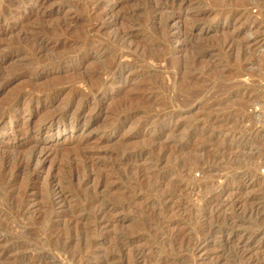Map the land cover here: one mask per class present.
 Returning <instances> with one entry per match:
<instances>
[{
    "label": "rangeland",
    "instance_id": "1",
    "mask_svg": "<svg viewBox=\"0 0 264 264\" xmlns=\"http://www.w3.org/2000/svg\"><path fill=\"white\" fill-rule=\"evenodd\" d=\"M52 1L45 13H40L38 18L30 19L29 15L33 10L32 1L27 0L25 6L22 5V9L19 10L15 5L19 4V0H0V28L12 29V32H0V109H2L1 106H4L7 110L6 117L4 116L0 121V144L3 147L18 145V142L20 144L26 142L25 139H34L38 145V151H41V159L39 158L38 162L42 166V170L37 173V180L32 181L28 173L24 174L26 176L22 175L23 177L18 179L20 183L17 181L18 183L16 182L13 189L12 187L6 188L3 194L4 199L0 194V201L7 202L6 195L16 193V191L21 192L24 188L21 186L23 183L27 182L32 187L24 196V203L29 204L27 205V218H13L7 208H5L6 211L0 209L4 211L0 215V264H76L69 262L68 257L83 247H85L88 257L85 256L82 264H264V102L262 99L264 91V0H201L202 2L198 0L201 2L199 7L192 4L189 10L185 11L178 9L177 1L172 0ZM196 1L194 0L193 3ZM193 7L195 8L193 9ZM198 8L214 11L199 15ZM238 11L242 15H239L237 19L233 16ZM106 15L108 16L106 17ZM170 16L175 18L173 20L168 18V20L167 17ZM176 16H180V18L176 19ZM101 17L104 19L103 26L89 28L99 22ZM28 20L30 21L27 22ZM183 20L188 23L185 24ZM232 20L234 25L227 26ZM57 25L61 27L60 32H51V29ZM27 29L28 31H26ZM90 29L95 31L88 32L87 30ZM116 35L126 36V38L119 41ZM36 37L45 38L44 46L47 47L48 53L46 51L42 56L39 54L38 58L31 56V59H34L31 61L30 58H24L22 55L25 56L24 54L32 49L30 48L33 47L31 40ZM232 38L235 39L234 46L226 47L224 42ZM258 41H262L261 44H257ZM95 46H101L104 52L101 55H92L86 61L85 68L81 67L82 56L88 49ZM235 48L237 49L235 50ZM65 52L67 54L72 52L71 56L73 57L63 60L62 66L60 65L57 69L43 66L49 63L52 58ZM156 54L157 56H154ZM115 55L120 59L118 60ZM151 56L159 58L153 60ZM187 60L191 65L193 64L192 66L196 70L190 76V70L194 71V67L184 69L188 72V77L185 76L187 73L182 70V62L187 63ZM40 61L41 66L38 67ZM97 62L107 66L109 64V67L117 63L122 66L134 63L136 67L123 74L115 70L111 77L103 75L104 79L102 78V80H107V82L110 80V82L106 84L105 88H98L99 91L96 90L94 93V91L91 92L90 85H84L78 80L80 76H86V72L97 66ZM34 67L35 69H33ZM66 67L71 70L65 71ZM167 68H170V71ZM76 74L79 79L75 77ZM55 76L57 81H54ZM58 76H61V80L64 81L58 80ZM73 76L77 79L74 80ZM182 76L191 77L192 80H190L194 81L191 83L193 85L191 88L196 90L199 86L197 90L201 91L200 96L198 95L199 98L195 99L196 103L192 100V105L188 97L191 84H188V79L185 77L184 79ZM150 77L153 82L149 81ZM183 79L185 83L182 82ZM72 80L73 83H71ZM34 81H37L35 85L30 84ZM94 81L92 80V82ZM160 81L164 82L163 85L165 83L167 85L166 92H160V95L166 97L167 106L170 107L156 106L152 112H163L168 114L166 117L164 115L160 119L154 120L153 123H143L142 121H145L147 115L134 114L133 118L131 117L128 122L122 124L121 119L128 115L127 109L122 107L121 112L123 113L119 111L117 117L113 116L116 117V120L110 115L114 106H117L120 101L125 102L127 96L133 93L131 85L145 83L147 88L154 89L158 88L157 82ZM92 82L90 81V84ZM50 84L58 85L57 88L64 92L58 100L53 102V107H57L58 112L71 110L74 107L73 104L64 106L74 90L88 95L90 100L78 105L79 108L73 116L67 117L66 120L57 119V122L55 120L52 125L40 121L42 120L40 118L48 113L41 111L42 104L36 103L38 101L36 99L31 107L32 111H25L23 106L17 105V103L12 105L13 107H6L7 102L2 101L8 97L7 94L12 98L15 95L32 93V91L36 98H40L44 88ZM152 84L153 86H151ZM160 84L162 85V83ZM177 86L180 87L177 88ZM195 86L197 88H194ZM159 91L158 88L157 92ZM183 95L189 100L185 101ZM9 97L6 100L11 99ZM184 101L189 102V106L187 104L184 106ZM216 101L219 102L217 107L212 111H204L205 103ZM142 106L140 105L133 113ZM9 109L11 110L9 111ZM56 109L55 111H57ZM37 115L40 117L38 118ZM189 116L198 119L195 124V126L199 125L195 127L197 129L191 122L194 118L191 117V120ZM187 117L190 118V121ZM11 119L14 120L10 121ZM185 119L186 122L191 123L187 122L186 124ZM166 125H169L176 134L172 130L163 132ZM26 128L32 129V132L21 133ZM192 129L194 130L192 131ZM139 130L144 136L132 139L133 134ZM152 137L155 141L149 140ZM210 138H214V142L209 141ZM11 141H16L14 142L16 144ZM80 143L82 145L88 143L83 146L96 161L103 158L114 159L117 156L115 159L116 162L119 161L120 165L135 163L136 168L132 166L133 169H131L133 174L142 172L139 171L140 168L146 170L150 168L149 171H146L149 173L157 171L158 176L163 177L160 192L170 188L171 182L177 181L180 185H185L182 188L183 191L177 192V197L175 196L174 200L175 204H180V210L176 209L175 212L172 210L171 214L166 212L171 215L168 216L170 219L156 221L157 223H153L150 228L138 227L140 220H143L144 214L151 208V203L155 199V194L146 195L148 189L141 186L142 188L133 189L132 196L136 197L132 200L134 199L135 204H132L133 207L130 208L131 205L129 210L120 209L121 211L118 210L113 214L111 210H108L106 217L102 215L99 222H87V224L80 222V224L71 226L68 223L71 216L82 218L93 213V209L83 212L73 211L71 205L80 195L78 189L73 187L74 185L72 186L73 192L70 191L71 186L64 189L66 202L61 203L62 195L59 194L63 184L59 182V179H62V175H64V173L62 174L65 166L63 163L64 154ZM175 143L179 145L175 146ZM168 144H172L173 146H170L173 148L167 147ZM120 145L123 146V150L127 148L128 151L130 149L129 153H136L137 157L125 156L124 158L120 156L119 153L122 150ZM180 145H185L181 152L184 153L185 150L188 152L182 155L179 151L182 157L192 155L195 152V150L192 151L195 146H197L195 149L199 147L198 150H200L197 155L193 154L197 158L193 157L196 166L192 165L190 172L184 174L187 178L183 175L178 177L172 169V165L179 155L176 154V157H173L172 151L176 149L174 152L179 153L177 148ZM149 148L154 149L151 154L140 156L137 153L141 149ZM57 150L62 153V156L58 152L56 153ZM167 150L169 158L173 153L171 158L173 160L167 158L168 156L167 159L159 158ZM152 155L154 156L152 157ZM61 157L64 159L63 161H61ZM90 171L92 175L96 174L94 171ZM91 172L88 176H92ZM123 172L122 169L120 172L117 169L114 174L117 176H112L115 184L119 185L116 192L112 191L116 195H119V192L123 191L127 185L125 182L127 174ZM52 174H55L56 180L49 178ZM118 175H122V177ZM61 179L60 181L63 182ZM256 182L262 186V196L259 190L261 187L252 186ZM24 184L23 186H25ZM96 184L95 181L90 184L91 194L88 199L94 200L97 197L102 198V201L111 202L112 200V202L122 205L123 201L119 202L116 195H113L106 187H99L100 185L96 187ZM110 184L109 181L108 185ZM41 189L44 191L42 192ZM128 189L127 185L124 190ZM2 201L0 203L4 202ZM50 202L55 203L52 213H50L52 221L49 220V225H54L55 232L65 233L68 231L69 225L73 227L71 232L76 239L74 238L68 247H63L61 243L48 241V236L42 233L45 224L38 223L41 215L39 210L43 204L47 205ZM4 203L0 204L1 208L5 207ZM163 204L158 208L160 214L165 213L164 210H167L166 207L170 203ZM94 211L97 212V208L96 210L94 208ZM39 230L42 231L39 233ZM34 231H38L37 235H31L30 232ZM79 231H82V237L78 235ZM44 242H46L45 246ZM90 252L93 254H89ZM79 264L81 263L79 262Z\"/></svg>",
    "mask_w": 264,
    "mask_h": 264
},
{
    "label": "bare ground",
    "instance_id": "2",
    "mask_svg": "<svg viewBox=\"0 0 264 264\" xmlns=\"http://www.w3.org/2000/svg\"><path fill=\"white\" fill-rule=\"evenodd\" d=\"M26 1L27 0H19V4H15L16 6H18V8H19V10L20 9H22L21 7H22V5H24V4H26ZM28 1H32V7H33V10H32V12L30 13V15H29V17H30V19L31 18H38V16H39V14L40 13H45V11L50 7V4H52L51 2H53L52 0H28ZM171 1V0H170ZM172 1H177L176 2V6H177V8L178 9H180L181 11H185V10H189V8L191 7V5L192 4H196V6L195 7H199L200 6V4H201V0H199V1H201V2H199L198 0L195 2V3H193L194 2V0H172ZM226 1V0H225ZM258 1H261V0H258ZM18 2V1H17ZM211 2V1H210ZM29 5V4H28ZM150 5V4H149ZM148 5V6H149ZM25 6V5H24ZM101 6V5H100ZM99 6V7H100ZM146 6H147V4H146ZM194 6V5H193ZM151 7V6H150ZM149 7V8H150ZM154 7V10L156 11L157 9H156V6L154 5L153 6ZM152 7V8H153ZM158 7V6H157ZM195 7H193V9L195 8ZM25 8V7H24ZM100 9V8H99ZM214 10H210V9H203V8H198V10H197V12L199 13V15H205V14H208V13H212ZM240 11H242V10H240ZM172 15L173 14H175V13H171ZM239 15H242L241 13H239V11H238V13H235L234 14V16L233 17H235V18H237ZM247 15V14H246ZM27 16V15H26ZM108 15H106V17H107ZM246 17V16H245ZM112 18H113V16H112ZM174 19L175 17H172V16H170V17H167V19ZM180 18V16H176V19H179ZM239 18V17H238ZM237 18V19H238ZM1 19V18H0ZM114 19V18H113ZM115 19H116V17H115ZM166 19V20H167ZM168 19V20H169ZM183 19V18H182ZM25 20H27V19H25ZM99 20V19H98ZM30 20H28L27 22H29ZM103 21H104V19H103V17H101V20L99 21V22H97V23H94V25L93 26H91V27H89V28H94V27H99V26H103L104 24H103ZM162 21V20H161ZM184 21V20H183ZM94 22H96V21H94ZM170 22V21H169ZM184 23L185 24H187L188 22H185L184 21ZM23 24V23H22ZM25 24V23H24ZM93 24V23H92ZM233 26L234 24H233V20L232 21H230L228 24H227V26ZM198 26V25H197ZM20 27V26H19ZM18 27V28H19ZM15 28V27H14ZM17 28V27H16ZM88 28V27H87ZM86 28V29H87ZM96 29H98V28H96ZM12 29H8L7 27H2V28H0V32H7V31H11ZM60 30H61V27H59V25H57V26H54L52 29H51V32H60ZM95 31L94 29H90V30H87L88 32H91V31ZM14 31V30H13ZM26 31H28V29L26 30ZM30 31V30H29ZM86 31V32H87ZM92 31V32H93ZM12 32V31H11ZM23 32V31H22ZM47 32H50V31H47ZM128 36V35H127ZM35 38V37H34ZM116 38H119V41L120 40H123V39H125L126 38V36H121V37H119V35L117 36L116 35ZM28 39V38H27ZM30 39V38H29ZM28 39V40H29ZM31 39H33V38H31ZM45 38H43V37H36V39H34V40H31V44H33V47L31 46L30 48H32V49H29V51L28 52H26V54H24L25 56H23L22 54V57H26V58H30L31 59V56H36V58H38V56H39V54H41V56L43 55V53L45 52L46 53V49H47V47L46 46H44V42H45V40H44ZM34 41V42H33ZM117 42V41H116ZM234 42H235V39L234 38H232V39H230V40H228V41H225L224 43L226 44V47H230L231 45V47H233L234 46ZM261 42L262 41H258V43L257 44H261ZM91 44V43H90ZM89 44V45H90ZM224 45V44H223ZM223 47V46H222ZM225 47V48H226ZM61 48V47H60ZM201 48H202V46H201ZM204 48V47H203ZM224 48V47H223ZM238 48V47H237ZM237 48H235V50L237 49ZM77 49V48H76ZM227 50V49H226ZM56 52L58 51V50H55ZM70 51V50H69ZM72 51V50H71ZM76 51V50H75ZM68 52V51H67ZM74 52V51H73ZM76 52H78V51H76ZM104 52V50H103V48L101 47V46H95V47H91L90 49H88L86 52H85V54L82 56V60H81V62H80V64H81V67L83 66H85V63H86V61L87 60H89L91 57H92V55H101L102 53ZM24 53V52H23ZM47 53H48V51H47ZM66 53V52H65ZM65 53H61L62 55H58V56H56V57H54V58H52V60L51 61H49V63H47V64H45V65H43V66H48V67H52V68H56L57 69V67H59L60 65H61V62L63 61V60H67L68 58L69 59H72L71 57H73V56H71V53L72 52H69V54H65ZM108 53V52H107ZM111 53V52H110ZM55 54H57V53H55ZM77 54V53H76ZM20 55V56H21ZM45 55V54H44ZM72 55H74V54H72ZM107 55V54H106ZM116 56V55H115ZM121 56V55H120ZM123 56V55H122ZM154 56H157V54L156 55H154ZM154 56H151V58L153 59V60H156V59H158L159 57H154ZM160 56V55H159ZM200 56V55H199ZM18 57V56H17ZM76 57V56H75ZM79 57V56H78ZM104 57V56H103ZM150 57V56H149ZM149 57H147V58H149ZM204 57V56H203ZM33 58V57H32ZM35 58V57H34ZM102 58V57H101ZM116 58H117V56H116ZM156 58V59H155ZM171 58V57H170ZM198 58V57H197ZM196 58V59H197ZM118 59V58H117ZM120 59V58H119ZM118 59V60H119ZM172 59V58H171ZM199 59V58H198ZM198 59H197V61H198ZM201 59V58H200ZM203 59V58H202ZM32 60H34V59H31V61ZM38 60V59H37ZM115 60V59H114ZM185 62H186V60H184ZM182 62L183 64H182V70H183V72L185 73L186 72V70H187V67H190L191 68V66L193 65H191L190 64V62H189V64H188V62L187 63H185V62ZM194 61V60H193ZM38 62V61H37ZM36 62V63H37ZM78 62V61H77ZM112 62V61H111ZM169 62H170V60H169ZM172 62V61H171ZM40 63H41V61L39 62V66L38 67H40L41 65H40ZM100 63V62H99ZM108 63H109V61H108ZM114 63V62H113ZM195 63H197L196 62V60H195ZM38 64V63H37ZM44 64V63H43ZM97 64V66H95V67H93L91 70H89L88 72H86L85 74H87L86 76L84 75L83 77L82 76H80L79 78L77 77L78 76V74H79V72H80V69H79V71H77V73L78 74H76L75 75V77H77L79 80L78 81H81V82H83L84 83V85H90V87H91V92H93L94 91V93H96L95 91L96 90H98V88H101V87H106V84H108L109 82H110V80H109V82H107V80H105V81H103L102 80V78L104 79V76L103 75H108V76H110L111 77V75L112 74H114L113 72H115V70H117L118 72H120L121 74H123V73H125L126 71H131L132 70V68H134V67H136V66H134L135 64L133 63V65L131 64V65H121L120 63V65L117 63L116 65L115 64H113V66H110L109 67V64H108V66L105 64L104 65V63H100V64H98V62L96 63ZM111 64V63H110ZM181 65V64H180ZM180 65L178 66V68L180 67ZM42 66V67H43ZM62 66V65H61ZM171 66V65H170ZM196 67H197V65H195ZM37 67V68H38ZM168 67V66H167ZM192 67H194V66H192ZM78 68V67H77ZM85 68V67H84ZM33 69H35V67L33 68ZM46 69V68H45ZM168 69V68H167ZM170 69V68H169ZM168 69V70H169ZM172 69V68H171ZM184 69H186L185 71H184ZM12 70H15V69H12ZM37 70V69H36ZM62 71H63V69H61ZM69 70H71L69 67H66L65 68V71H69ZM60 71V70H59ZM170 71V70H169ZM168 71V72H169ZM177 70H175V72H176ZM192 71H193V69H192ZM191 70H190V72H191V74H190V76L191 75H193L194 74V72L196 71L195 70V67H194V71L192 72ZM16 73H18L17 71H15ZM14 72V73H15ZM64 72V71H63ZM76 72V71H75ZM172 72V71H171ZM10 73V72H9ZM14 73H12V74H14ZM170 73V72H169ZM172 73H174V72H172ZM177 73V72H176ZM187 73V75H185V76H187L188 77V72H186ZM24 74V73H23ZM27 74V73H26ZM181 74V73H180ZM10 75V74H9ZM19 75V74H18ZM60 75V74H59ZM81 75V74H80ZM83 75V74H82ZM174 75H175V73H174ZM173 75V76H174ZM184 75V74H183ZM14 76V75H13ZM31 76H32V74H31ZM61 76H63L64 77V75H62L61 74ZM61 76H58V80L60 79L61 80ZM69 76V75H68ZM184 76V77H185ZM66 77H67V75H66ZM65 77V78H66ZM72 77V76H71ZM74 77V76H73ZM73 78L74 80L75 79H77V78ZM89 77V78H88ZM183 77V76H182ZM183 77V78H184ZM32 78H34V77H32ZM38 78V77H37ZM57 77L55 76V79H54V81L56 80L57 81V79H56ZM68 78V77H67ZM116 78V77H115ZM114 78V79H115ZM175 78V77H174ZM186 78V77H185ZM184 78V79H185ZM193 78V77H192ZM12 79V78H11ZM31 79V78H30ZM64 79V78H63ZM110 79V78H109ZM145 79V78H144ZM147 79V78H146ZM184 79L182 80V82H184L185 83V81H184ZM186 79H188L187 81H188V84H191L192 82H194V81H191L192 79H191V77H189V78H186ZM191 79V80H190ZM193 79H195V78H193ZM66 80V79H65ZM69 80H71V79H69ZM92 80L94 81V82H92ZM119 80V79H118ZM151 80V77H150V79H149V81ZM153 80V79H152ZM151 80V81H152ZM196 80V79H195ZM32 81V80H31ZM53 81V82H54ZM61 81H64V80H61ZM90 81L92 82V84H90ZM145 81V80H144ZM155 81V80H154ZM163 81V80H162ZM180 81V80H179ZM37 81H34L33 83L31 82L30 84H34L35 85V83H36ZM52 82V83H53ZM67 82H70V81H67ZM81 82H80V84H81ZM146 82V81H145ZM153 82V81H152ZM198 81H196V83H197ZM55 83H57V82H55ZM60 83H62V82H60ZM71 83H73V80H72V82ZM144 83V82H143ZM142 83V84H143ZM148 83V82H147ZM160 83H162V85L160 84ZM163 83L164 82H157V86H158V88H159V92H157V90H158V88H156V91H154L155 90V88L154 89H151V87H149V88H147V84H143V85H131V86H133V93H131V94H129L128 96H127V99L125 100V102H122V101H120L118 104H117V106H114L113 108H112V114H110L112 117L113 116H116L117 115V113L120 111H122V107L124 108V109H127V113H128V115L124 118V119H121V123L122 124H124V123H126V122H128V120L129 119H131V117L133 118V115L134 114H139L140 116L142 115V114H145V115H147L146 117H145V121H142L143 123H153L154 122V120H158V119H160L162 116H164V117H166L167 115L166 114H164L163 112H152V111H154L155 110V107L157 106H166V107H170V106H167L168 104H167V100H166V97L165 96H163V97H161L162 95H160V92L161 93H164V92H166V89H168V88H166L167 87V85H166V83H165V85H163ZM180 83H181V81H180ZM179 83V84H180ZM195 83V85H197ZM64 84V83H63ZM111 84H112V82H111ZM139 84V83H138ZM150 84V83H149ZM154 84V83H153ZM153 84L151 85V86H153ZM155 84H156V82H155ZM186 84H187V82H186ZM185 84V85H186ZM187 84V85H188ZM198 84H199V82H198ZM33 85V86H34ZM37 85V84H36ZM61 85V84H60ZM59 85V86H60ZM186 85V86H187ZM192 85V84H191ZM190 85V89H192L191 91H190V89L188 90L189 91V98H190V103H191V105H192V103H193V101L195 102V99H198L199 97H198V95H199V93L201 92V91H199V90H197V89H199V86H198V88H197V86H195L194 88H197L196 90L194 89L193 90V88H191V87H193V85L191 86ZM200 85V84H199ZM73 86V85H72ZM75 86V85H74ZM180 86H182L181 84H180ZM180 86H177V88L178 87H180ZM30 87H31V85H30ZM46 87V86H45ZM58 87V85H55V84H50V85H48L46 88H44V90L42 91V96L40 97V98H36L35 96H34V92L32 91V93H29L28 92V94H21V95H15V96H13L12 98L11 97H9V94H7L8 95V97L9 98H11V99H9V100H2V101H6L5 103V106L6 107H13L12 105H15L16 103H17V105L19 104V105H22L23 106V109L25 110V111H28V110H31V109H33V108H31L32 107V105H33V103H35L34 101H35V99L36 100H38L36 103H38V104H42V110L41 111H44V112H47L48 114L47 115H45L44 117H41L40 119H42V120H40L42 123H49V124H53V122L56 120V122H57V119H61V120H66L67 119V117H70L71 115L73 116L74 115V113H76V110L79 108L78 107V105H80V104H83V102L84 103H86V101H88V100H90L89 99V96L88 95H85V94H83V92L81 93V92H79L78 90H74L73 91V93H71L72 95H70V97H69V99L67 100V103L66 102H64V103H66L64 106H67V105H69V104H73V108H71V110H66V111H63V112H58V110L56 109L57 107H55V109L57 110V111H55V109H54V107H53V102L55 101V100H58L59 99V97H61V95L64 93L63 92V90L62 89H58L57 88ZM185 87V86H184ZM184 87H183V90H184ZM37 88V87H36ZM71 88V87H70ZM73 88V87H72ZM186 88V87H185ZM31 89H32V87H31ZM35 89V88H34ZM21 90V89H20ZM30 90V89H29ZM179 90V89H178ZM181 90V89H180ZM186 90V89H185ZM18 91V90H17ZM34 91H36V90H34ZM41 91V90H40ZM40 91H38V92H40ZM65 91V90H64ZM99 91V90H98ZM97 91V92H98ZM150 91V92H149ZM164 91V92H163ZM187 91V90H186ZM187 91V92H188ZM15 92V91H14ZM23 92V91H22ZM67 92V91H66ZM65 92V93H66ZM147 92H149L148 94H147ZM168 92V91H167ZM18 93V92H17ZM27 93V92H26ZM182 93H183V91H182ZM5 94V93H4ZM14 94H16V93H14ZM177 94V93H176ZM180 94V93H179ZM1 95V94H0ZM36 95V94H35ZM67 95H68V93H67ZM187 95V94H186ZM177 97H178V94L176 95ZM200 96V95H199ZM67 97V96H66ZM169 97V96H168ZM167 97V98H168ZM171 97V96H170ZM174 97V96H173ZM180 97V96H179ZM187 97V96H186ZM198 97V98H197ZM5 98V97H4ZM183 98H184V95H183ZM183 98H181V99H183ZM61 99V98H60ZM185 99V101H187V100H189V99H187V98H184ZM187 99V100H186ZM172 100V99H171ZM177 100V99H176ZM193 100V101H192ZM60 101V100H59ZM169 101V100H168ZM173 101V100H172ZM175 101V100H174ZM183 101V100H182ZM184 101V106L187 104L188 106H189V102L187 103V102H185ZM197 101V100H196ZM215 101V100H214ZM176 103V102H175ZM196 103V102H195ZM56 104H57V102H56ZM115 104V105H116ZM142 106L140 109H138V111L137 112H135V113H133V111H135V110H137V108H139V106ZM173 105H175L174 104V102H173ZM182 105H183V103H182ZM219 105V102H208L207 104L205 103V105H204V111L205 112H208V111H212L215 107H217ZM179 106V105H178ZM98 107V106H97ZM166 107H164V109H166ZM174 107V106H173ZM176 107V106H175ZM174 107V108H175ZM187 107V106H186ZM191 107V106H190ZM1 108L3 109H0V121L3 119V117L6 115V112H7V110L5 109V107L3 106H1ZM154 108V109H153ZM12 109V108H11ZM11 109H9V111L11 110ZM62 109V108H61ZM68 109V108H67ZM96 109V108H95ZM95 109H93V110H95ZM177 109V108H176ZM2 110V111H1ZM98 110H100V109H98ZM173 110V109H172ZM180 110V109H179ZM202 110V109H201ZM24 111V112H25ZM32 111V110H31ZM165 111H167V109L165 110ZM30 112V111H29ZM95 112V111H94ZM168 112H169V110H168ZM171 112V111H170ZM121 113H123V112H121ZM125 113H126V111H125ZM151 113V114H150ZM8 114V113H7ZM190 114V113H189ZM40 116L42 115V114H39ZM109 115V116H110ZM174 115H175V113H174ZM39 116V117H40ZM195 116V115H194ZM194 116H191V117H193L194 118ZM6 117V116H5ZM37 117H38V115H37ZM38 117V118H39ZM117 117V116H116ZM115 117V118H116ZM190 117V116H189ZM190 117V118H191ZM86 118V117H85ZM114 118V117H113ZM114 118V119H115ZM119 118V117H118ZM188 118V117H187ZM190 118H188V120L190 119ZM10 119V118H9ZM112 119V118H111ZM113 119V120H114ZM5 120V119H4ZM12 120H14V119H11L10 121H12ZM39 120V119H38ZM116 120V119H115ZM170 120V119H169ZM191 120H192V118H191ZM197 118H194V120L193 121H191L192 123H193V127L195 128V127H197V126H199V125H197V126H195V124H196V122H197ZM119 121V120H118ZM190 121V120H189ZM130 122V121H129ZM141 122V123H142ZM185 122H186V119H185ZM188 122V121H187ZM187 122H186V124H187ZM191 122H188V124L189 123H191ZM41 123V124H42ZM108 123H109V120H108ZM113 123H114V121H113ZM112 123V124H113ZM169 123V122H168ZM180 123V122H179ZM184 123V122H183ZM111 124V123H110ZM185 124V123H184ZM183 124V125H184ZM198 124V123H197ZM3 125V124H2ZM48 125V124H47ZM26 126V125H25ZM114 126V125H113ZM116 126V125H115ZM175 126V125H174ZM187 126V125H186ZM188 126H191V125H188ZM31 127V126H30ZM29 127V128H30ZM143 127V126H142ZM141 127V128H142ZM181 127H183V126H181ZM104 128H106V127H104ZM177 128V127H176ZM179 128V127H178ZM107 129V128H106ZM189 129H190V127H189ZM195 129H197V128H195ZM21 130V129H20ZM32 130V129H31ZM30 129H28V128H26V129H23V131L21 132V133H23V134H29L30 133V131H31ZM109 130V129H108ZM171 128H170V126L169 125H166V126H164V128H163V132L164 131H166V132H171ZM194 129H192V131H193ZM13 131H15V130H13ZM161 131V132H162ZM172 131H174V130H172ZM32 132V131H31ZM38 132V131H37ZM175 132V131H174ZM189 132L191 133V131L189 130ZM196 132V131H195ZM12 133H14V132H12ZM190 133H187V134H190ZM194 133V132H193ZM17 134V133H16ZM175 134H176V132H175ZM192 134V133H191ZM33 135H35V134H33ZM37 135V134H36ZM174 135V134H173ZM16 136V135H15ZM14 136V137H15ZM17 136H19V134H17ZM16 136V137H17ZM21 136H23L22 134H21ZM25 136V135H24ZM144 136V134H142L141 132H140V130H139V132L137 131V132H135L134 134H133V136H132V139H138V138H141V137H143ZM30 137V136H29ZM33 137V136H32ZM35 137V136H34ZM37 137H38V135H37ZM173 137V136H172ZM197 137V136H196ZM19 138V137H18ZM40 138V137H39ZM153 138V137H152ZM149 139L150 141L152 140V141H155V139L153 138V139ZM175 138H177V137H175ZM179 138V137H178ZM192 138V137H191ZM202 138V137H201ZM201 138H199V139H201ZM11 139H12V137H11ZM10 139V140H11ZM14 139H16V138H14ZM37 139V138H36ZM174 139V138H173ZM179 139H182L181 137L179 138ZM179 139H177V140H179ZM213 139L214 138H210L209 139V141H211V142H214L213 141ZM18 140V139H17ZM186 140V139H185ZM185 140H184V142H185ZM194 140H195V138H194ZM193 140V141H194ZM12 141H13V139H12ZM11 141V142H12ZM25 141L26 142H24L23 144L21 143L20 144V142H18V145H6V146H1V144H0V194L1 195H3L4 194V192H5V190H6V188L7 189H9V187L11 188L12 187V189H13V186H15V184H17L19 181H18V179L20 178V177H23L22 175H24V174H27L28 173V175H30V177L32 178V181H35V180H37L36 179V176H37V173L39 172V170H42V166H40L39 165V162H38V160H39V158H40V153H41V151H38L39 150V148H38V145H37V143H35L34 142V139H32V138H29V139H25ZM176 141V140H175ZM182 141V140H181ZM187 141V140H186ZM200 141V140H199ZM14 142H16V141H14ZM14 142H12V143H14ZM88 142V141H87ZM79 143V142H78ZM125 144H126V142H124ZM171 143V142H170ZM180 143V142H179ZM191 143V142H190ZM218 143V142H217ZM14 144H16V143H14ZM86 145L88 144V143H85ZM85 144H83V145H85ZM178 144V143H177ZM176 143L174 144L175 146L177 145ZM81 143L80 144H77V146L75 145V147L73 148V149H71L70 151H67V153L66 152H64V153H66V154H64L65 155V157H63V158H65V160L64 159H62V157H61V161H63L64 160V162L63 163H65V166H64V171L62 172V174L64 173V175H62V179L61 180H63V182L62 181H60V179H59V182L62 184L61 185V187H60V191H59V194H61L62 195V197L60 198L61 199V203H63V202H66V198H65V193H64V189L66 190V188H68V187H70L71 188V190L70 191H72V186L73 187H76L77 189H78V191H79V198L77 199V200H75L74 201V204H72L71 205V208L73 209V211L74 210H77V211H88V210H91L92 211V209H93V213L95 212L94 211V208H95V210H96V208H97V212H95L94 214L93 213H90L91 215L93 214V216H91V215H85V216H83L82 218H74V217H70V219L68 220V223L72 226V225H75V224H77V223H79L80 224V222H82V224H87V222H99V219L101 218V216L103 215L104 217H106L105 215H106V213H108V210H111V213L113 214L114 212H118V210H129L128 208L133 204H135L134 202V199L132 200V198H134V197H136V196H132V192H133V189H136V188H138V187H141V186H145L147 189H148V192L146 193V195H148V194H155L154 196H155V199L152 201V203H151V211H150V209H148V211H150V212H148L147 211V213H145V211H144V216H143V220H140V222H139V225H138V227H141V228H150V227H152V225H153V223H157L156 221H161V219H167V218H169L171 215H168V214H166V212H170V214H171V211L173 210L174 212L175 211H177V210H180V204L178 203H174V202H176V201H174L175 200V196L177 197V192H180L181 190H182V188H184V186L185 185H180V183L179 182H171V187L170 188H168V189H166L165 191H161L160 192V186H161V180L163 179V177L162 176H158V174H157V171H155V172H152V173H149V172H146V171H149V169H142V168H140L139 169V171H142V172H139V173H132L131 171V169H133L132 168V166H134L135 165V163L134 162H131V164H121L120 165V163H119V161L117 160V162H116V157L113 159V158H107V159H104L103 158V156H102V160H100V161H96V159H94L93 157H92V155L90 154V152L89 151H87L86 150V147H84ZM123 145V144H122ZM122 145H120V146H122ZM170 145H172V144H170ZM169 144L167 145V147L168 146H170ZM179 145V144H178ZM124 146V145H123ZM123 146L121 147V149L123 148ZM173 146V145H172ZM172 146H170L171 148H173ZM184 146L185 145H180V146H178V148H177V151L179 152H181L182 151V149H184ZM188 146V145H187ZM40 147V146H39ZM125 147V146H124ZM192 147V146H191ZM197 146H195V148H196ZM41 148V147H40ZM44 148V147H43ZM153 148V147H152ZM166 148V147H165ZM170 148V149H171ZM174 148H176V147H174ZM194 147H193V149H192V151L193 150H195V152L194 153H192V151H191V149H190V151H191V153H192V155H189V154H187V155H189V157L187 156V157H185V156H183L182 157V155L186 152V153H188L186 150H185V152L183 153V152H181V154H180V152L179 153H175L174 151L176 150H174V151H172L173 153H171V157L169 158V154H168V150L165 152L164 151V153L162 154V157H159V158H162V159H167V158H169V159H171L172 158V154L174 155L173 157H176L175 155L176 154H179L176 158H178L177 160H176V162L172 165V169L175 171L174 173L175 174H177L178 175V177H180V175H183L184 176V174L186 173H189L190 171V169H191V167H192V165H194L195 164V160H193V157L195 156V158H196V155L198 154L197 152H199L200 150H198V148L197 149H195ZM69 149V148H68ZM127 149V148H126ZM125 148H124V150L122 151L121 150V152L119 153V155L120 156H122V157H124L125 158V156H129V157H137L136 156V153H134L133 154V152H131V153H129L130 152V149H129V151H128V149L126 150ZM41 150H42V148H41ZM117 150H119V148H117ZM116 150V151H117ZM134 150V149H133ZM132 150V151H133ZM173 150V149H172ZM188 150V149H187ZM43 151V150H42ZM128 151V152H127ZM154 151V149H151V148H149V149H147V150H140V151H138L137 153L138 154H140V156L141 155H143V156H146L147 154H151V152H153ZM171 151V150H170ZM169 151V152H170ZM176 151V152H177ZM201 151H202V149H201ZM58 152V150L56 151V153ZM61 152V151H60ZM196 153V155H193V154H195ZM58 154L60 155L61 154V156H62V153H59L58 152ZM113 154V153H112ZM168 154V155H167ZM63 155V156H64ZM115 155H116V153H115ZM118 155V156H119ZM133 155V156H132ZM105 156V155H104ZM113 156H114V154H113ZM154 155H152V157H153ZM168 156V157H167ZM181 156V157H180ZM110 157V156H109ZM152 157H150V158H152ZM167 157V158H166ZM119 158V157H118ZM127 158V157H126ZM156 158H157V156H156ZM194 158V159H195ZM41 159V158H40ZM121 159V158H120ZM130 159V158H129ZM158 159V158H157ZM157 159L155 160L156 162H157ZM197 159V158H196ZM127 160V159H126ZM150 160V159H149ZM171 160H173V159H171ZM175 160V159H174ZM133 161V160H132ZM151 161H153V160H151ZM154 161V162H155ZM161 161V160H160ZM164 161V160H163ZM154 162H153V165H154ZM155 162V164L157 165V163ZM62 163V162H61ZM197 163V162H196ZM58 164H60V163H58ZM64 165V164H63ZM121 166V167H120ZM138 166V165H137ZM195 166H196V164H195ZM119 167H120V169H119ZM135 167V166H134ZM136 168V167H135ZM135 168H134V170H135ZM147 168V167H146ZM160 168V167H159ZM194 168V167H193ZM196 168V167H195ZM117 169L119 170V172H120V170L122 169L124 172V174H127L126 175V183H127V185H128V187H129V189L127 190V191H125L124 189H126V187H127V185H126V187H124L123 188V191H120V189H119V195L117 194H114L112 191L113 190H115V192L117 191L116 189H118L119 187V185L118 184H115V181L112 179L113 177L112 176H117V175H114V174H116V171H117ZM171 169V170H172ZM57 170V169H56ZM90 170H92V171H94L96 174L95 175H92V172L90 171ZM133 170V171H134ZM60 171H62V170H60ZM136 171V170H135ZM134 171V172H135ZM138 171V170H137ZM189 171V172H188ZM56 172V171H55ZM89 172H91V174L90 175H92V176H88V174H89ZM264 173V172H263ZM49 174V173H48ZM118 174V173H117ZM55 175V174H54ZM53 174L51 175V177L49 176V178H52V179H55V176H54ZM57 175V174H56ZM24 176H26V175H24ZM118 176H121L122 177V175H118ZM184 177H186V176H184ZM190 177V176H189ZM30 178V179H31ZM187 178V177H186ZM57 179V178H56ZM55 179V180H56ZM116 179V178H115ZM119 179V178H118ZM26 180V179H25ZM24 180V182H26ZM27 180H28V178H27ZM120 180V179H119ZM124 180H125V178H124ZM189 180V179H188ZM191 180V179H190ZM18 181V182H17ZM93 181H95V183H97L95 186L97 187V185H100L99 187H106L109 191H111L112 193H113V195H116L115 197H118V199H119V202H120V200L121 201H123V202H121V204L122 205H118L116 202H112V200H111V202L110 201H102L101 199H99V198H97V197H95L96 199H88V198H90V194H91V192H90V184L93 182ZM109 181H110V185H108L109 184ZM116 181H118L117 179H116ZM192 181V180H191ZM17 182V183H16ZM22 182V181H21ZM47 182V181H46ZM51 182V181H50ZM49 182V183H50ZM53 182H55L54 180H53ZM58 182V183H59ZM119 182V181H118ZM117 182V183H118ZM124 182V183H125ZM186 182H187V180H186ZM190 182V181H189ZM20 183V182H19ZM36 183V182H35ZM125 183V184H126ZM262 183V182H261ZM24 184V183H23ZM23 184L21 185L22 187H24L23 188V190L21 191V192H17L16 191V193H11V194H7L6 195V200H7V202H5L4 200V205H5V207L3 206V208H1L0 207V209H4L5 211H6V209L5 208H7V210H9V213L10 214H12V216H13V218L14 217H16V218H18V217H26L27 215H26V213H27V211H28V208H27V205H29V204H25L24 203V196H25V194L26 193H28V190L30 189V184L28 185L27 184V182H26V184H24L25 186H23ZM44 184H46V183H44ZM43 184V185H44ZM120 184H121V182H120ZM32 185H34V184H32ZM50 185V184H49ZM48 185V186H49ZM18 186V185H17ZM36 186H38V185H36ZM252 186H257V187H261L259 190L261 191V196H262V186H261V184L260 183H258V182H256V183H254V185L252 184ZM22 187H21V189H22ZM39 187H42V186H39ZM39 187H37V188H39ZM44 187H45V189H46V186L44 185ZM44 187H42L43 189H44ZM169 187V186H168ZM32 188V187H31ZM35 188V187H34ZM105 188V189H106ZM142 188V187H141ZM144 188V187H143ZM14 189H15V187H14ZM99 189V188H98ZM104 189V190H105ZM122 189V188H121ZM18 190V189H17ZM48 190V189H47ZM46 190V191H47ZM50 190V189H49ZM96 190V189H95ZM11 191V190H10ZM31 191V190H30ZM39 191H40V189H39ZM38 191V192H39ZM41 191L43 192L44 190H42L41 189ZM69 191V190H68ZM183 191V190H182ZM37 192V193H38ZM42 192H40V193H42ZM73 192V191H72ZM72 192H71V194H72ZM80 192H83L82 194L80 193ZM95 192V191H94ZM97 192V191H96ZM45 193V192H44ZM70 193V192H69ZM77 194H78V192H76ZM75 193V194H76ZM107 193V192H106ZM109 193V192H108ZM135 193H136V191H135ZM134 193V194H135ZM68 194V193H67ZM42 195H43V193H42ZM42 195H40V196H42ZM72 196V195H71ZM145 196V195H144ZM73 197V196H72ZM78 197V196H77ZM1 198H2V196H1ZM38 198H40V197H38ZM75 198V197H74ZM2 199H4V195H3V198ZM0 201V202H1ZM114 201H116V200H114ZM118 201V200H117ZM134 201V202H133ZM37 202V201H36ZM49 202V201H48ZM53 202V201H52ZM52 202H50L49 204H47V205H42L41 206V204L40 205H38L39 207H40V210L39 211H41V215H40V218L38 219L39 220V222L38 223H41V222H43L45 225H43V232L42 233H45L47 236H48V241H51L52 243H61V245H63V247H68V245L70 244V243H72L73 241H74V234H73V232H71L72 231V229H73V227H71L70 225L68 226V231L67 232H65V233H56L55 232V230H54V225L53 226H51V225H49V223H50V221L49 220H51L50 218H51V216H50V213H52L51 211H52V207H53V205L55 204H53ZM166 202H169L170 204L166 207V209L167 210H164L165 211V213H163V214H160L159 213V206L161 205V204H163V203H166ZM3 203H0V204H3ZM69 203V202H68ZM116 203V204H115ZM168 204V203H167ZM133 205L130 207V208H132L133 207ZM164 205V204H163ZM181 205H182V203H181ZM29 207V206H28ZM165 207V206H164ZM39 209V208H38ZM163 209V208H162ZM177 209V210H176ZM120 210V211H121ZM71 211V210H70ZM172 211V212H173ZM4 211H2V210H0V215L3 213ZM43 212V213H42ZM40 213V212H39ZM38 213V214H39ZM110 213V212H109ZM166 214V215H165ZM251 214H252V212H251ZM260 214V213H259ZM52 215V214H51ZM70 215V214H69ZM111 215V214H110ZM66 216V215H65ZM102 216V217H103ZM169 216V217H168ZM172 216H174V215H172ZM253 216V215H252ZM260 216V215H259ZM8 217V216H7ZM27 218V217H26ZM170 219V218H169ZM172 219V218H171ZM13 220H15V219H13ZM13 220H12V223H14L13 222ZM27 220V219H26ZM29 220V219H28ZM33 220V219H32ZM173 220V219H172ZM7 221H9V220H7ZM52 221V220H51ZM166 221V220H165ZM177 221H179V220H177ZM10 222H11V219H10ZM36 222V223H37ZM170 222V221H169ZM35 223V222H34ZM98 224V223H97ZM57 226V225H56ZM42 230H39V233H40V231H42ZM30 233H32L31 235H37V233H38V231L36 232V231H34V232H30ZM78 235L80 236V237H82V231H79L78 232ZM76 239V238H75ZM80 239V238H79ZM45 243L46 242H44V246H45ZM92 243V242H91ZM49 245V244H48ZM47 245V246H48ZM90 245V244H89ZM123 245H124V243H123ZM262 249H263V247H262ZM89 254H93V253H89ZM85 256H87L88 257V253H86V251H85V247H83L82 249H80L79 251H75L72 255H70L68 258H69V262L71 261V263L72 262H74V263H76V264H79V262L82 264L83 263V261H84V258H85ZM52 264V263H51ZM98 264V263H97Z\"/></svg>",
    "mask_w": 264,
    "mask_h": 264
},
{
    "label": "built area",
    "instance_id": "3",
    "mask_svg": "<svg viewBox=\"0 0 264 264\" xmlns=\"http://www.w3.org/2000/svg\"><path fill=\"white\" fill-rule=\"evenodd\" d=\"M262 99H263V102H264V91H263ZM263 172H264V170H263Z\"/></svg>",
    "mask_w": 264,
    "mask_h": 264
}]
</instances>
